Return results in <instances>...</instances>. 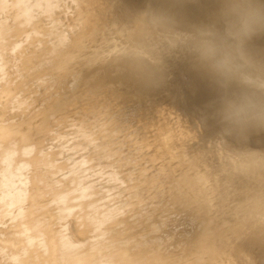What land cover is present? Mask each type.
I'll use <instances>...</instances> for the list:
<instances>
[{"label":"bare ground","instance_id":"6f19581e","mask_svg":"<svg viewBox=\"0 0 264 264\" xmlns=\"http://www.w3.org/2000/svg\"><path fill=\"white\" fill-rule=\"evenodd\" d=\"M255 2L254 0H243L239 3V5L235 4L236 6L233 8V11H231L233 13L232 17L240 19V17H242V14H243L246 21L243 22V24L239 23L240 26L236 28L235 30H232L234 34L235 32L237 33L240 32L241 34L242 31H250V29H252V31L255 30V25L251 23V21L248 20V18H251L250 16H253V14L257 12L261 7V5L255 4ZM150 5L152 7V3H150ZM183 5H184L183 1L181 0H170L164 3V8H165L164 11L165 12L172 11L173 13V10L175 9L177 10V14H178L179 10L183 8ZM124 9H125L124 6L119 3V0H0V168L3 167V169L11 176V179L13 178L12 180L14 181V183H16L15 186L17 185V188H19V191L16 192V194H12L13 196L12 195L10 196V198H13L12 202H9L10 200H7L8 202L6 203L5 201L7 197H5V195L0 194V202L3 201V203L4 202L6 203V204L4 203L3 205H0V207L2 206L4 208L2 209L1 207L0 209V264H244L243 256H245L246 254H249L251 250L259 248L261 249V251H264V183H263V186H261L260 184L261 187L248 188L247 190L248 192L245 194L243 198H237L236 194H234L233 196L230 195L232 194V192L230 190L228 191V189H225V191L223 192L224 195H221L217 198L216 196H213V193L209 194L208 196H205L206 194H204V192H201L202 184H199L200 181L197 180V178L195 179L187 178L185 176L190 182L188 183L190 190L187 192V195H181L179 197H174L172 199V202L165 204L163 207L152 206V205L146 206L148 208L145 207L143 209H141L142 208L141 207L137 209L136 212H134L132 215L126 218L122 217V215L118 218H115V217L109 218V217L100 216V215L92 216L91 218V215H88L89 213L85 211L84 208L86 206H84L85 201L83 200L86 199L85 194L89 192L91 188H93L94 181H88L87 183H83L79 181L80 180L79 176L80 174H82L83 171H87L90 168V166H94L93 164H95L98 158L102 156L101 155L102 152H100V147L104 146V144L108 142L106 141V139H108L107 134L109 131H108V128L106 127V124L104 123L105 118L107 117V116L104 117V114H105L104 111L107 108H104V109H101V107L99 108L98 106L101 105L99 101L102 100V102H104V101H107L108 98L109 99L118 98L119 94L121 93V88H124V87L126 89L133 88L132 80H134V78L136 77V74H134V72L129 67H127L126 62L128 58H130V54L132 53V51L139 47L142 48L144 44V37H143L144 34H142L144 32L141 33L142 30H139V29L133 31L132 36L130 34V36L127 39H123L122 41L123 47L117 46L114 41L109 42L107 34L113 22V19L111 18V16L118 17L121 14H125L126 16V11ZM128 11H130L131 14H134V9L133 11L128 9ZM142 11L140 12L142 14L140 16L141 19L144 15H146V12L143 15ZM262 11L263 10H261V12ZM140 13H137L138 16ZM131 14L127 16H130ZM149 14L150 16H152L151 13ZM197 14L192 16L193 13H188L186 17L195 19ZM150 16L147 17L146 15L145 17L150 18ZM134 18L133 20L135 19L139 20L138 19L139 17L135 19ZM161 19L162 18H160V22L162 21ZM259 19H262V17L261 18L259 17ZM130 20L134 24V21L132 20V16ZM142 20H144V18ZM178 20H181V19L172 17V20H167L170 23L169 27L173 28L174 24H172L173 25L172 26L171 23H174V21L177 22ZM198 20H196V23L193 20L195 25L198 24L196 25V27L200 26L199 23L201 21H202L201 23L204 24L203 23L204 20L201 19L199 23H198ZM167 21L164 20L166 24H169L167 23ZM193 21L191 20L190 23ZM219 21L224 22L223 24H221V22L219 23L221 27L225 24L226 26L225 25L224 26L227 27L228 25L227 28H229V24L225 23V20L222 19ZM252 21L255 24L258 23V21L257 22L255 20H252ZM147 22L146 24H149ZM153 22L154 21H152V23ZM160 22L159 24H162ZM188 22L189 20L185 21L184 24L186 23L185 25L187 26L191 25L190 23L188 24ZM204 22L208 24V22L206 21ZM215 22H214V26H215ZM232 22H234V25L237 23L235 20L234 21L232 20ZM262 22L264 21L262 20ZM124 23H127V20ZM155 23H156V20L154 24ZM165 23L162 24V26L166 25ZM178 23H180V21H178ZM211 23L213 24V21ZM135 24H137V22ZM135 24H134V27L136 26ZM154 24H153V27H156V25H158L156 24L154 26ZM260 24H261V21H260ZM185 25L184 27L188 29ZM259 25L258 27L261 26ZM121 26L122 24L120 25V27ZM162 26L160 28H162ZM224 26L222 28H224ZM147 27H149V25ZM184 27L182 26L181 28L183 29L181 30H184L185 35L184 34L181 35L183 33L182 31H181V34L179 33L180 28L178 27V25L176 26L177 29L179 28L178 30L175 27L173 29L168 28V26L165 28L170 29L171 31L168 30V32L170 33L176 32L177 34L178 32V34H180L181 36L177 35V38L180 37L181 39L183 36L185 37L186 35H188L189 34L188 32H191L192 30H194L192 28L191 31H187L186 29H184ZM217 27L215 26L216 31L217 29H219L221 32L222 28L221 27L217 28ZM235 27H233V29ZM143 28H145L144 25H143ZM227 28H224V30ZM174 29L177 31H173ZM231 29L232 27H230V31L229 29H227L229 33L231 32ZM258 29L256 27L255 33L258 32V35H263L264 34L263 27L260 28V29H263V30H260L263 33L262 32L259 33L260 31H257ZM224 30L222 29V32ZM130 31L132 32V28L131 30H129V32ZM144 31L146 30L144 29ZM159 31L160 30L158 31L156 30L157 33ZM185 31H187L186 32L187 34L185 33ZM160 32H164V31L162 30ZM205 33H207V31ZM158 34L156 35L157 37L153 38V40L158 38ZM163 34H164V38H162V36H159L158 38L159 40H161V42L157 41L158 44L160 43V45L162 43L165 44L164 42L166 41V39H168V36L165 39L167 33H163ZM202 34L200 33V36L202 37L205 36L204 33ZM227 34L223 35L222 39L225 38ZM191 35L192 33H190L186 37H189V36L191 37ZM220 35L222 34L220 33ZM256 35H254L255 38L257 39L259 38L261 40V38L258 35H257L258 37H256ZM240 36L241 35H237V36L234 35L233 37L229 34V37L226 43L224 42L221 45L227 44L228 40L231 41L234 38L236 40V37H238L237 39L239 41L242 40L240 41L241 44L244 43L245 40L247 41L251 39L253 40V42L255 40V39H252L254 36L251 34L249 36H253V37L249 38L248 36L249 39H245V40L242 36H241L242 39H239L241 38ZM152 37L151 38L149 37L150 40H152ZM192 37L193 39L191 38L190 39L191 41L192 40L194 41V36ZM216 37L217 35L215 36V39ZM146 38H147L146 39L147 46L151 47V45H148L149 43L148 36H146ZM206 38L207 37H205L204 41L202 40L204 43L206 40L207 41L209 40L208 38L207 39ZM176 39L172 41L175 42ZM190 39L188 40L190 41ZM169 40H167V42H169ZM213 40L214 38H212V41ZM218 41H220V36H219ZM239 41H237L236 46L237 44L239 45ZM255 41L257 42H254V43L260 42L258 40H255ZM152 42L150 44H152ZM157 42L156 41L155 43L153 42L154 46L152 48H156L154 50H157L161 47L159 45L160 47L158 48ZM170 42L166 43L167 44L166 46L170 44L168 47H171L170 49H172L173 47L172 51L174 52H176L177 49L179 50L180 48H182L183 47L182 45H184V48L186 49L184 48L180 49L181 51L184 49L181 52L183 54H184V51L186 53L187 48L189 47L188 45H190L191 43L189 42V44L187 43L184 44L182 41H180L179 44L182 47L180 46L179 48H177L176 45L178 46V43L175 45L174 42L172 43ZM208 42L206 43L209 44L210 42L209 43ZM216 42L214 43L217 46V48H219L220 44L218 42L219 45H217ZM263 42H264V38H262L261 43L263 44ZM196 43L198 44L199 42L197 41ZM254 43L252 44L250 42L249 44L251 46L252 45L258 46ZM163 44L162 46L166 47ZM172 44L175 46H173ZM207 44H206V47H207ZM260 44L258 46L259 49L256 48L257 49L256 52L254 51L255 49L253 51H250L251 46L246 44L245 48L247 49L246 51L244 50L245 53L248 52L247 55H250V54L252 55V53L253 55H261V58H262V55H264V48L260 49ZM247 45L250 49H248ZM210 46L212 47L211 44ZM224 46L226 49L227 46L226 45ZM239 46L242 47V45H239ZM262 46L264 45H261V47ZM150 47L148 48L151 49L152 52H154V50ZM163 47L161 48L163 49ZM206 47L205 49H203L201 45L202 50H200L201 48L199 47H198L199 49L198 48L197 49L200 50L201 53H203L205 52ZM208 47L207 49L210 48ZM233 47L229 46L228 49L233 48ZM140 48H139V51H140ZM217 48L214 47V48H211L209 52L208 51L205 52L206 56H208L206 57L207 61L209 60V62L213 64L214 61L217 60V65H215V63L213 64L215 65L214 68L215 67L221 68L224 65L223 63H225L226 68L225 66H223L224 67V68L222 67L223 70L229 69L227 66H230L232 68L233 64L234 65L238 64V62L235 63V61L232 59L237 58L238 60H241L240 58H238L240 54H238L236 51L238 48L236 49L234 47L236 49L235 50L236 55L230 54V56L235 55V58H232V56H231L232 59L227 58L228 57L227 55L233 49H230L231 51L228 50L229 53L226 52L227 54L223 53V56L224 54L226 55V59H223V60L228 61L229 59H231L232 61H234V63L231 61L222 62V60H220V58L222 57L221 53L225 49L221 47V49L223 48L224 50H220L219 52L216 50ZM160 49L156 51L157 54L152 53L151 50L150 51L148 50L152 54L146 55V56H151L153 54L154 55L159 54L157 58L160 61L162 59L163 64L164 63L166 65H168L169 63L170 65L171 63L174 64L175 61H173L172 59L174 53H172L171 51L169 55V53L166 52V48H164L165 51L163 52L161 51V52L163 54L164 52L165 54L168 53L167 55L168 59L172 57L171 62H169L167 59L165 61L163 59L165 54L164 55L161 54ZM197 49H195L196 51L193 50L192 53L195 52L196 54L197 52V54L200 55V52L198 53ZM213 49H215L213 51L216 53L215 56L218 55L217 52L221 54L220 58L218 57L219 55L216 56V58L215 56H213L214 53L213 52L211 53V50ZM190 50L191 48H189L188 51ZM238 50H241V48ZM140 52L141 54H145V53L147 54V52H144V51H140ZM179 52H177V54ZM188 53H190L189 54L190 58H192L191 56L195 55V54H192L191 52H188ZM207 53H210L211 55L213 54L212 57H214V59H207L211 57V55L210 54L207 55ZM245 53L244 55H246ZM197 54L193 56L194 60L197 58L201 60L200 57H202L204 60L205 58L203 56L205 55L204 53L201 54L200 57H198ZM242 54H241V58L244 57V55ZM154 55L153 57L151 56L152 59L149 57L150 59L149 62H151L152 60V63H151L152 66L155 64V61L156 62L158 61V60H155V61L153 60L156 58V56ZM142 56H145V55H142ZM169 56L171 57L169 58ZM174 56H176V54H174ZM178 56H176L177 59H178ZM176 57H174V59ZM247 58L248 59L252 58V56L247 57ZM180 59L181 61L183 60L184 62V60L186 61L187 58L184 59V57H181ZM193 59L191 60L193 61ZM243 59L245 60V58ZM254 59L255 57L252 58V60ZM257 59L259 60V58H256L255 61H257ZM163 60L165 62H163ZM191 60L189 59V61ZM210 60H214V61H210ZM192 61H191V64H192ZM166 62L167 63L169 62V63L167 64ZM205 62L204 63L202 62V63L205 64ZM209 62H206V63L210 64ZM219 62L220 64L218 66ZM239 62L243 65H240L239 63L238 64L239 66L237 65L238 66L237 69L233 68L234 70H232L233 72L235 71L236 74L235 73L233 74L232 71H231L232 75L228 74L229 72H227L228 75H231V78L225 72H224L225 75H223V72L219 74V76L227 75V77H229L228 78L229 80L226 77H224L226 78L225 80L227 82L223 81L224 78L223 79L222 77L219 78V76L216 75L220 72L219 71L217 73L218 70H221L220 68L214 69L213 66H211L212 64H210V69H209L207 65L208 70L205 72L210 75L213 71L215 72L217 70L214 73L216 76L215 78H213L214 76H212V79L208 78L207 80L203 81V83L200 84V85H204L203 87H200L201 91H199V89H196L200 85L197 87L193 85L194 83H192V78H191L192 77L191 74H193V72L190 71L191 74L187 75L186 77L188 78V76L190 77L191 75L190 77L191 82H187V81L185 82L189 85V87L191 85L196 90L192 89V87L191 89L187 87L189 88L187 89L188 90L187 93H189L188 98L199 95L198 99L203 101V104L202 103L201 104L206 105L205 103L208 101L207 98L208 97L210 98L215 95L216 97L219 96L220 98L218 99L217 97V99L220 100V99L227 98L229 95L231 97L235 96L237 95L236 93H238V95L246 96V99L244 100L245 102L248 101V97L250 96L251 97H257V96L262 97V95H264V78L262 77L261 74H264V60H262V63L260 64L261 67L258 65L261 61L260 62L258 61V63L256 64L257 66H259L258 68H260V70L259 69L258 70L261 71L260 73L258 71L259 74L255 72L257 70L256 67H254L256 70L250 69L254 71V74L256 73V75H258L259 78L262 77L263 79L258 80V81H253L254 80L253 79V80H248L245 82H243L244 80L243 79L242 83L239 82L241 81L239 80V78H242V75L250 71L249 69H247L248 71L244 72L245 69L249 68L251 65L246 63V65L248 66L250 65V66L245 67L244 66L245 61L244 63L241 61ZM252 62L249 60V63H252ZM157 63L158 64L154 66L158 67L159 63L161 62H157ZM226 63H230V65ZM163 64L159 66H161V68L165 67L164 71L166 68L167 69L171 68L169 65H168L169 67L168 66L166 67ZM193 64H195V62H193ZM188 65H190V62ZM190 66L193 68V65H190ZM241 66H242V70L243 68H245L243 71L240 69ZM194 68L196 70L200 69L199 67L197 68L194 67ZM212 68L214 70L209 71ZM154 69L155 68H153L152 70ZM156 69L158 71L160 70L159 68H156ZM185 69H186V71L184 72L185 74L183 72H180L181 80L182 78L185 79L184 76L186 75V72H188L187 66L185 67ZM205 69L206 68L204 66L203 71ZM161 71L163 73H167V72H164L163 70ZM199 71L197 70V72ZM162 72H158V73L160 74ZM240 72H244V74L241 73L240 75ZM201 73L202 75H205L203 74L204 72H202V70H201ZM252 73L253 72H251V74ZM197 74H194V76L196 75L197 77ZM182 75L184 76L182 77ZM236 75H237V78H234L236 77ZM245 75H248V73H246ZM199 76L200 78H204V77H201V75ZM159 77L161 78V76ZM196 77H195V80H193V82L196 81ZM184 79L182 82H184ZM222 81L225 83H222ZM185 82L183 84H185ZM198 83H195V84H198ZM205 83H208V84H205ZM187 84H185V86H187ZM185 86H184V92H186ZM166 94H168V92ZM182 94L183 93H181L180 95L182 96ZM168 97H170V95H168ZM241 98L242 97H240V100H243ZM262 99H264V96ZM134 100L136 104L139 101H141V98L138 97L137 100L136 99ZM162 100L164 101V97L163 99H161V101L158 100V102L162 103ZM96 101H98L99 103L95 106L94 105L92 106V103ZM176 101L177 100H175V102ZM187 102L190 103L189 100ZM193 102H191V107L192 109H195L194 112H196L195 105L197 104L195 103L196 101L193 100ZM159 103H157V107L155 105L154 107L155 109L161 107V106L158 107ZM192 104L194 106H192ZM103 105L104 104H102V107ZM107 105H108V101H107ZM185 105H187L186 102H185ZM207 106H203L204 111H206L205 107L207 108ZM170 107L172 108V106ZM162 109L163 108H161L160 112L165 110V109L163 110ZM187 109H188V106L186 110ZM186 110H183V111H186ZM199 110L200 109H198L197 115H199ZM256 110H258L259 112L264 111V102L259 103V104L257 103ZM166 111L168 112V110ZM170 112H168V114ZM176 112L179 114V111L176 110ZM177 113L175 115H177ZM203 113L204 115L206 113L207 115L206 120H207V117H208L207 112H203ZM186 114L187 115L183 114L182 112V115H184L186 119L194 118L193 116L194 114H190V111H188V113ZM188 114H190L189 118L186 117L188 116ZM180 115H177V116H180ZM170 116H172V114H170ZM209 116H213V115H209ZM214 117L216 116L214 115ZM214 117L213 118L211 117V120L214 119ZM179 118H181V116ZM185 118L184 120L186 121ZM195 118H196V114H195ZM203 118L205 119V117ZM178 119L176 121H178ZM223 119L224 117H222V119L217 120V121H223ZM197 121L199 122V120ZM197 121L195 122L198 123ZM207 121H210V119ZM211 122L212 124H216L215 123L216 121H211ZM188 123H191V122L188 121ZM196 123H194V125H196ZM192 124L193 123H191V125ZM198 124L200 125V123ZM224 125L222 126L225 128L226 126ZM174 126L176 125L174 124ZM230 126L232 127L231 124ZM196 128H192V129H195L198 131L201 128V131L199 130L200 133L197 132V136L198 134H203V133L205 134L204 132L205 130L203 129L204 131H202V127L198 129ZM238 128L239 129L237 130L234 129L235 131H231L229 130L227 126L225 128L227 130L226 134L228 133L231 136V133L233 134V132H235L234 134L240 133V135H237V136H242L241 133L243 132L245 133L246 127L243 126L240 128L238 125ZM225 129L221 131H225ZM181 130L182 128L179 131V133H181L179 134V137H181V135L185 133L186 135H183V136L186 137L188 130H186V132L184 131V133L181 132ZM190 131L192 130L190 129ZM191 133L188 132V134L192 136ZM204 134L203 136L199 135L200 136L199 139L202 140L201 137H203L204 139ZM220 134H223V132H221ZM226 134L224 133V135H221L220 137L222 136L224 137L226 136ZM47 135H53V136L55 135V137L52 136V140L49 141L47 138ZM166 135L168 134L166 133ZM216 135L218 136V134ZM216 135H213V138H216ZM249 136H252V135H249ZM249 136L247 137L249 138ZM253 136L255 137V133ZM258 136L261 137L260 134ZM263 136L264 135H262V137ZM192 137L193 138L189 137L188 139H194V136ZM198 137H196L194 140L198 139ZM223 137L222 139L225 138ZM259 137H258L257 143H254L255 144L254 148H257V147L259 148V144H260V147L262 146L261 150H264L263 148L264 145H262V143L259 142L260 140L264 142V137L263 139H260V140H259ZM207 138L208 137H206L205 141H207ZM218 138L219 136L217 137L216 141H220V139ZM228 138L231 139V137H228ZM240 139L238 140L240 141ZM253 139L255 141L257 138L256 139L253 138ZM177 140L178 139H176V141ZM201 140H199V142H201ZM225 140L226 142L228 141L229 143L228 139H225ZM233 140H235V138ZM209 141H213V140L209 138ZM188 142H190V140ZM199 142H197L196 144H198ZM226 142L224 143L225 146H227ZM234 142H237V141H234ZM208 143H210L208 148L214 149L216 147V144L213 147L212 144L214 143H211V142H208ZM191 144L193 148V142H191ZM204 144L205 143H203V145ZM250 144H253V143H250ZM186 145H188V143ZM248 145H249V142H248ZM188 146L190 147V143ZM219 146H222V145H219ZM225 146L223 148H225ZM236 146H233L234 148L233 151H237V149L235 148H237L238 146L237 147ZM250 146H253V145H249L246 148L248 147L250 148ZM186 147L184 148L186 149ZM195 147H199V146L196 145ZM199 148L198 150L200 151ZM231 148L232 146L230 147V149ZM238 148H241V147H238ZM249 148L248 150L251 151L252 147L251 149ZM258 148H257V151L259 153L260 148L259 150ZM213 149H209V150H213ZM21 150L22 151L25 150V153H23ZM194 150L196 151L197 149L195 148ZM245 150L242 151L244 155L248 152L247 149ZM252 150L253 152L249 151L250 153H247V154L254 153V150L256 149H252ZM220 151L221 150L219 148V152ZM223 151L224 149L222 150V153H225V152L228 153V151H224V152ZM257 151H256V154L258 156L261 153H262V156L264 155L263 154L264 151L263 152L261 151V153L259 154L257 153ZM219 152L218 154H220ZM231 152L232 151H230V153ZM238 153L239 154L237 158L241 156L240 152ZM199 154H202V153L200 152ZM214 154H217V153L213 151V155ZM231 155L229 156L232 157L234 154L232 156ZM236 155L237 154H235L234 156ZM244 155L241 156V159L242 157L246 158V156L244 157ZM77 156L78 158H76ZM112 157H113V161L102 166L103 168H101L100 170H96L95 172L96 175L100 176V174L106 170L107 172L111 171L110 169L116 170L115 167H116V164H118V162H117V159L114 160L115 154H110L109 157L106 159L109 161ZM222 157L223 156L221 155L220 159ZM259 157H261V155ZM256 158L253 157L251 159L254 160ZM233 159H235L237 164L239 163V161H242L240 158H239V161H237L235 157L232 158L231 160L233 161ZM67 160H71L72 164L71 165L67 164ZM221 160L225 161L223 160V158ZM244 160L247 164L248 162L251 163V161H246V159ZM115 161L117 163L114 164ZM232 161L230 162L232 163ZM253 162L251 165L254 166ZM255 163H257V161H255ZM73 164H75L73 166V169L67 172V170ZM260 165L261 164H259V166ZM253 166H251V168H254ZM260 168L262 167L260 166ZM260 172L262 173L263 171H260ZM64 173L71 174L68 180L62 179V176L64 175ZM1 176H0V180H2L3 178V177L1 178ZM255 178L258 179L257 177ZM12 180L9 181V183H12ZM58 182H60V184H58ZM0 183L2 184V181ZM71 183L75 184V186H71ZM6 185H8V183ZM3 186H5L4 182H3ZM8 186L10 187V185ZM65 186H71L72 188L70 189L73 192L71 191V193H69L66 196L64 195V197H60V196L58 198L54 196L51 197V195L55 193L56 190H58L59 188H64ZM1 187L2 185H0V188ZM6 188L7 187L5 186V188H3L2 190ZM14 190H17V189H14ZM9 192H11V190H9ZM43 195H46V196L43 197ZM65 198L72 199V201H70L67 204V202L65 203L64 201ZM77 198L78 199L83 198V199H80L79 201ZM80 202L82 203V206L79 205ZM149 209H152L151 210L152 212L150 211L147 212ZM13 211H16V212L14 213ZM14 217L15 219H13ZM17 218H18L17 224L21 223V221L25 223V220L29 222L27 226L28 229L27 228L25 229V224L23 223L24 224V225L22 224L24 226L23 228L22 227L15 228V226L13 225L14 226V229H12L13 232L9 231V228H7V225H6L7 221L12 219V222H13ZM10 221H9V224H10ZM56 221H58V225L61 226V228H59L58 230H56V228L54 227V223ZM81 224L82 225L84 224L83 228L81 227L82 226ZM261 256L258 258L261 259L263 257ZM257 261L258 260H256V264H259L260 261L259 263H257Z\"/></svg>","mask_w":264,"mask_h":264},{"label":"rangeland","instance_id":"374dc122","mask_svg":"<svg viewBox=\"0 0 264 264\" xmlns=\"http://www.w3.org/2000/svg\"><path fill=\"white\" fill-rule=\"evenodd\" d=\"M168 1H170V0H119V3L122 4L124 6V8H125L124 10L126 11V16H125V14H121L120 15L121 17L120 16H118V17L111 16V18L113 19V22H112V24H111V26L109 28V32L107 34L108 35L107 37H108L109 42L114 41L117 46L123 47V44H122L123 39H127L130 36V34L132 36L133 35V31L139 29V30H142L141 33L144 32V33H142V34H144L143 35V37H144V44H143V47L141 46L142 48H140V47L139 48H140V51L147 52V54L146 53L145 54H141V52L139 51V48H136L135 49L136 51L135 50L132 51V53L130 54V58H128V60L126 62L127 67H129L134 72V74H136V77L134 78V80H132V84H133V88L132 89H126L125 87L124 88H121V93L119 94V97L118 98H116V99H113V98H110L109 99L108 98V100H107L108 101V105H107V101H104V102H102V100L99 101L101 103V105L98 106L99 108L100 107H101V109L107 108L104 111V113H105L104 114V117L107 116L105 118L104 123L106 124V127L108 128V131H109L108 134H107L109 140L106 139V141H108V142L106 144H104L105 147L104 146L100 147V152H102L101 153V155H102L101 157L102 158L101 157H100L101 159L98 158L97 162L95 164H93L94 166H90V168L87 171H83L82 174H80V176H79L80 177V180L79 181H81L83 183H87L88 181H94L93 182V185H94L93 188H91V190L85 194V198L86 199L83 200V201H85V203H84L85 205L84 206H86L84 209H85V211H87V213H89L88 215H91V218H92V216H99V215L100 216H106V217H109V218H111V217L118 218V217H120L122 215V217L126 218V217L132 215L134 212H136L137 209H139L141 207H142L141 209L145 208L146 206H151V205L152 206H160V207H163L165 204H168V203L172 202V199L174 197H179L181 195H187V192L190 190V187L188 185V183H190V182L188 181L187 178H194V179L197 178V180L200 181L199 184H202L203 185V186L201 185V189H202L201 192H204V194H206L205 196H208L209 194H212L213 193V196H216L217 198L219 196H221V195H224L223 192L225 191V189H228V191L230 190L232 192V194H230V195L233 196L234 194H236V197L237 198H243L245 196V194L248 192L247 191L248 188H251V187H261V186H263V183H264V181H263L264 180V165H263L264 164V158L263 157H264V155L262 156L261 151L263 152L264 150H261L262 149L261 148L262 146L260 147L259 142L262 143V145H264V142H262L260 140V139H263V137H264V136L262 137V135H264V121H263V119H264V111H260L259 112L258 110H256V105H257V103L259 104V103L264 102V99H262L264 95H262V97H260V96H257V97H251L250 96V97H248L247 96L248 97V101H246L247 103L244 101L246 99V96L243 95L245 97L244 98L242 95H238V93H236L237 95H235V96H232L231 97L229 95L227 98L220 99V100H218L220 97L217 96L218 97V99H217V97L215 95V96H212L210 98L208 97L207 98L208 101L205 103L206 105H202L203 104V101L200 100V99H198V96L199 95L198 96H195V97H191V98L189 97L188 98V94L189 93H187L188 92L187 89H189V88L191 89V87H192V89H194V90L199 89V91H201L200 90V87H203L204 85H200V84L203 83V81L207 80L208 78L212 79V76H214L213 78H215L216 75L219 76V74L222 73V72H223V75H225V73L227 74V72H229L228 74H231L233 72L232 70H234L233 68H236L237 69V67L239 66L238 65L240 63L239 61H241L243 63L245 61V65H244L245 67H249L251 65L249 68H246V69L243 68V70L245 69L244 72L248 71L247 69L254 70L255 69L254 67H256L257 70L255 69L256 70L255 72L258 73V71L260 70V68H258V67L259 66L261 67L260 64L262 63V60H264V59H262V58H264V55H262V58H261V55H253V53H252V55L251 54L250 55H247L248 52L245 53V51L247 49L245 47H246V44H248L249 46H251L249 44L250 42L252 44L254 42H257L255 40L260 41L258 43H254V44H256V45L259 46V44L262 42V38H264V36H263L264 34L263 35H258V32L255 33L256 32L255 31L256 30V27H257V29L259 28L257 31H260V30H263L264 29V22H262V20L264 21V15H263L264 14V6H263L264 5V0H262V2H261V0H256V2L254 0L255 4L261 5V7H260V9L257 12H255L253 14V16H250L251 18H248V20L251 21V23H253L255 25V30L252 31V29H250V31H242L241 34H240V32H238V33L235 32V34H234V32L232 30H235L236 28H238L240 26V24H243V22L246 21L245 20V17H244L243 14H242V17H240L241 20L239 18L232 17V14L233 13L231 11H233V8L236 5H239V3L241 1H243V0H181V1H183V4L184 5H183V8L181 10H179V13L178 14H177V10H175V9L173 10V13H172V11H168V12H165L164 11V9H165L164 8V3L168 2ZM210 2H211V4H210ZM150 3H152V7H151ZM207 8H208V10H207ZM128 9L129 10H132V11L134 9V14H131L130 11H128ZM261 10H263V11L261 12ZM141 11H142L143 15L146 12L147 17H149L150 16L149 13H151L152 14V16H150L151 19L150 18H146L145 17L146 15H144L142 17V19L144 18V20H142L140 18V16L142 15L140 13ZM135 12H136V14H135ZM197 12H198V14H197ZM216 12H218V13H216ZM220 12H221V14H220ZM128 13L131 14V15L130 16H127V15H129ZM137 13H140L139 16H138ZM154 13H155V15H154ZM188 13H193L192 16H194V15L197 14V16H196L195 19L187 18L186 15ZM159 14H161V15H159ZM123 15H124V17H123ZM257 15H258V17H257ZM131 16H132V20H133L134 17L135 18L139 17L138 18L139 20H137L135 18H134L135 20H133L134 21V24L137 22V24H135L137 26V27L135 26L136 28L134 27L133 22L130 20L131 19ZM200 16H201V18H200ZM159 17L162 18L161 20L163 22L162 21L160 22V18ZM172 17L173 18H177V19H181V20H178V21H180V23L182 25L180 23H178V21L177 22L174 21V23H171V25L174 24V26L172 25L173 28L174 27L176 28V26L178 25V27L180 28V32L179 33L181 34V31L183 32L181 35L184 34V30H181V29H183L181 27L182 26L184 27V25L187 23L186 22L184 24V22L187 21V20H189L188 24L190 23L191 20L192 21L194 20L195 23H196V20H198V18H199L198 23L202 19V20L208 22V24L205 23L204 21H203L204 24H202L201 23L202 21H201L199 23L200 26L196 27V25H198V24L195 25L194 24V21H193V22L190 23L191 25L193 23L192 26L191 25H189V26L185 25L188 29L191 27L189 30L184 27V29H186L187 31H191L192 28L195 31L192 30L193 32L192 31L191 32H188L189 34L192 33L191 37L190 36L189 37H186V36L189 35L188 34V35L185 36L186 38L183 36L181 38L183 40H181L180 37L177 38V35H180V34H178V32H177V34H176V32H173V33L171 32L172 35H171L170 32H168V30L173 29L172 27L171 28L169 27L170 26V23L167 21V20H172ZM259 17L260 18L262 17V19H259ZM253 18H255V19H253ZM163 19L165 21H167V23H169V24H166ZM222 19L225 20V23H228L229 24V28H227L228 25H227V27H225L226 26L225 24H224L225 26L223 25L224 28H227L230 31V27H232L230 33L228 32L227 29L224 30V28H222L223 26L221 27V25H219V23L221 22L219 20H222ZM126 20H127V23H124ZM145 20H146V22L148 21L147 23H149V24H146ZM151 20L154 21V22L156 20V23L155 24H154V22L152 23ZM157 20L160 23H162V24L165 23L166 25H163L162 26V24H159V22ZM226 20H228V21H226ZM232 20L233 21L235 20L238 24L239 23L240 24L238 25L236 23L234 25V22H232ZM252 20H255L256 22L258 21V23L255 24ZM212 21H213V24L211 23ZM260 21H261V24H260ZM214 22H215V26L217 27L219 25L217 28L221 27L225 31V33H224V31L222 32V29H221V32H220L219 29H217V31H216V28L214 26ZM130 23H131V25H130ZM223 23L224 22L222 21L221 24H223ZM119 24L120 25L122 24V26L120 27ZM126 24H128V25H126ZM153 24H154V26L156 24H158V25H156V27H153ZM257 24L258 25L260 24L261 26L259 25L260 27H258ZM143 25H144L145 28H143ZM148 25H149V27H147ZM211 25H213V26H211ZM236 25H238V26H236ZM161 26H162V28H160ZM167 26L170 29L165 28ZM233 27H235V28L233 29ZM261 27H263V29H260ZM131 28H132V32L131 31L129 32V30H131ZM140 28H142V29H140ZM207 28H209V29H207ZM144 29L146 31H144ZM253 29H254V27H253ZM153 30H154V32H153ZM156 30L157 31L158 30H160V31L163 30L164 32H160L159 31L161 33L160 34L158 32L160 34L159 35L156 32ZM177 30L174 29L173 31H177ZM187 31H185V33ZM206 31L210 35L207 34V33H205ZM145 32H146V34H145ZM152 32L155 33V34L157 33L158 34V38H159V36H162V38H164V34L163 33H167V35L165 34L166 35L165 39L167 38V36H168V39H166L165 42L162 41V42L165 43V44L162 43L164 46H166L167 45L166 43H169L170 41H171L170 43L174 42L172 40H174L176 38H177L175 40L176 43L174 42V44L176 45L178 43V46L176 45L177 48H179L181 46L179 44L180 41H182L184 44L185 43L189 44V42H191V43H190V45H188L189 47L187 48L186 53H185V51H184V54L181 53L184 49H186V48H184V45H182L183 47L181 46L182 48H184L182 51L180 50L182 48L179 49L180 52L176 48L177 50H176V52H174V51H172L173 50V47H172V49H170L171 47H168L170 44H168V46H166V47H163L162 44L160 45V43L158 44V42H157V41H160L161 42V40H159L158 38H156L157 40L156 39L153 40V38L157 37L156 36L157 34L155 35ZM219 32L222 35H220ZM226 32L229 33L233 37H234V35L235 36L241 35L244 38V40L245 39H249L250 37L252 38L254 35L257 34L261 38V40L259 38L258 39L255 38V36H254L252 38V39H255L254 42H253V40L250 39V40H247L248 43L245 40L244 43L241 44L240 41H242V40L239 41L237 39L238 37H236V40H235V38L232 39V37H231L232 40L229 38L231 41L228 40L227 44H224V45L227 46L226 49H225V46L224 45H221V44H223L224 42L226 43V41H227V39L229 37V34H227ZM261 32L262 31H260L259 33H261ZM169 33H170V35H169ZM196 33L198 34L199 37L197 36ZM200 33L201 34L204 33L205 36H203V37L200 36ZM231 33L234 34V35H232ZM249 33L251 35H253V36H249L250 35ZM173 34H174V36H173ZM225 34H227L226 35L227 38L225 37L226 39L225 38L222 39V36L225 35ZM145 35L148 36V42H149L148 45H151V47L150 46H147V42H146V39L147 38H146ZM211 35L214 36V37H212ZM216 35H217V37H216L217 40L215 39V36ZM257 35H256V37H258ZM192 36H194V41L195 42L193 40L191 41V39H193ZM219 36H220V41L221 42L218 41L219 40ZM248 36H249V38H248ZM149 37L150 38L152 37V40H153L154 43H155V41L157 42L158 48L160 46L163 47V49L161 47H160L161 49L159 48L160 49V52L161 51L162 52L165 51L164 48H166V52H168L169 55H170V52L172 51V53L176 54V56H178V55L180 56V57L178 56V59H177L176 56H174V54H173V58L171 57L172 54H171V56H169V58L171 57L173 59V61H175L174 64L171 63V65H172L171 66L169 62H171L172 59L171 58L168 59V57H167L168 53L165 54V52H164V54L166 55L165 56L161 52V54L164 55V58L163 59L165 61H166V59L169 61L168 62L169 64L167 62L166 63L171 68H168V69L166 68L165 71H164V68L165 67L164 68L163 67L161 68V66H159V65L163 64L162 63V59L160 61L157 58V56L159 54L158 55H154L153 54L154 56H156V58L153 59V60L154 61L155 60H158L157 62H161V63H159L158 67L157 66H154V65H157L158 64L156 61H155V64L153 62V64H154L153 66L154 67L151 64L152 63V60H151V62H149V60H150L149 57L152 59L153 55H151L152 57L151 56H146V55H150L152 53L157 54L156 51L159 50V49L154 50L156 48H152L154 46V44H153L152 40H150ZM196 37H198V38H196ZM205 37H207L209 39L208 41L210 43L207 40L205 41V43L206 42L209 43V44L206 43L207 44V47L208 46L210 47V48L208 47L209 49H207L206 44L203 42L204 39H205ZM242 37L239 38V39H242ZM187 38L188 39L191 38L190 41ZM195 38H196V40H195ZM200 38H201V40H200ZM212 38H214L213 41H212ZM165 39H163V40H165ZM169 39H171V40H169ZM178 39H180V40H178ZM224 39H225V41H224ZM167 40H169V42H167ZM197 41L199 42L198 44L196 43ZM237 41H239V45H242V47L239 46L238 44L236 46ZM151 42H152L153 45L150 44ZM214 42H216L217 45L220 44L219 45L220 47L218 46L219 48H217V46L215 45ZM218 42H219V44H218ZM193 44H195L196 47ZM210 44L212 45V47L210 46ZM175 45H173V46H175ZM201 45H202V48L203 49H205V47H206L205 52H207V51L209 52V50L211 48H214V47L217 48L216 50L219 51V52H220V50H224L225 49L221 53L222 54V57H221V54L216 51L218 53V55H219V56L218 55H216V56H218L219 58L221 57L220 60H222V62H225L226 61V60H223V59H226V55L224 54V56H225L224 57L223 56V53H226V52L229 53L228 50L233 49L234 52H233V50L232 51L230 50L231 52L227 55L228 56L227 58H231V56H232V58H235V55H236L235 50L237 48L238 49L241 48L242 51L241 50H238V49L236 50L237 53L240 54V56H238V58H240L241 60H238L236 58L238 60L237 61L236 59H232L231 58L232 60L235 61V63L238 62V64H237L238 66L236 64H235L236 65L235 66L233 64L234 61H232L231 59H229V60L227 59L228 61L233 62L232 64H233L234 67L231 64L232 68L230 66H227L229 69H224L223 70V68H224L223 66H225V63H223L224 64L223 66L220 65L223 68L222 67L221 68L218 67V68H220L223 71H221V70H218L217 71L216 70L217 73L219 71L220 72L215 75L214 73L216 71L215 72L213 71L212 72L213 74L210 72L211 74L209 75L205 71H207L208 68L210 69V64H212V63H210L209 60L208 61L206 60V57H208V56H206V53L203 52L204 50L202 51L205 54V55H203L205 57L204 60H203L202 57H200L201 54H203L200 51V50H202ZM248 45H247V47H248ZM261 45H264V42H263V44L262 43L260 44V49L264 48V46L261 47ZM229 46L230 47H233V48L228 49ZM258 46H253L252 45L251 46V49L252 50L249 47H248V49H250V51H253L255 49L254 51L256 52L257 49H259ZM148 47L152 48L154 50V52H152V50L149 49ZM198 47L201 48V49L198 50L199 49ZM221 47H223L224 49L223 48L221 49ZM189 48H191L190 51H188ZM195 49L198 50V53L200 52V55H198L197 52H196V54L198 55V57L201 58V60L199 58H197L195 60L193 59L194 58L193 56H195L196 54H195V52L192 53V51L193 50L196 51ZM148 50L149 51L151 50L152 53L149 52ZM214 50L215 49L211 50V53ZM238 51H240V52H238ZM177 52H179V53L177 54ZM188 52H191L192 54H195V55L191 56L192 58H190V56H189L190 53H188ZM213 53H214V55L213 54L212 55L215 56L216 53L215 52H213ZM244 53L246 55H244ZM209 54L210 53H207V55H209ZM230 54H235V55L234 56L233 55L230 56ZM241 54L244 55V57L241 58ZM142 55H145L146 58H145V56H142ZM212 55H211L210 58H207V59H214V57H212ZM216 56H215V58H216ZM250 56H252V58L255 57V59L256 58H259V60L257 59V61H255V59L252 60V58H249L248 59L247 57H250ZM258 56H260V57H258ZM174 57H176V58L174 59ZM181 57H184V59L187 58L186 61L185 60H184V62H183V60L181 61V59H180ZM134 58H135V60H134ZM243 58H245V60ZM189 59L190 60L193 59V61L191 60L192 61V64H191V61H189ZM198 59L200 60L201 63L199 62ZM140 60H142V61H140ZM146 60H148V61H146ZM164 60H163V62H165ZM197 60H198V62H197ZM220 60H218V61H220ZM249 60L251 62L253 61L254 63L253 62H252L253 64L252 63H249ZM205 61L206 62H209L210 64H207ZM210 61H214V60H210ZM228 61H226V62H228ZM258 61L259 62L261 61L258 64L259 66L256 65L258 63ZM189 62H190V65H193V68L190 65H188ZM193 62H195V64H193ZM202 62L203 63L205 62L206 65L203 64ZM214 63H215V65H217V60L214 61ZM246 63H248L250 65L249 66L246 65ZM199 64H200V66H199ZM213 64L211 66H213V68H214L215 65H213ZM219 64H220V62L218 63V66H219ZM226 64H229L230 65V63H226ZM163 65L166 66V67L168 66L165 63ZM185 65L187 66L188 72H186V75L185 76L182 75V77L184 76L185 79L182 78V80H181V78H180L181 77L180 76L181 75L180 72H183L184 73L186 71V69H185L186 66ZM207 65H208V68H207ZM240 65H243V64L240 63ZM204 66H205L206 69L203 71ZM194 67H196V68L199 67L202 70V72H204L203 74H205V75H202L200 69H197L198 71L200 70L199 72H197V70ZM153 68H155V69L152 70ZM156 68H159V69L161 68V69L158 71ZM213 68L211 70H209V71L214 70L216 67L214 69ZM218 68H216V69H218ZM225 68H226V66H225ZM240 69L242 70V66H241ZM161 70H163L164 72H167V73H163ZM252 70L246 72V73H248L249 76L248 75H245L246 73L244 74V72H240V75H241V73H243L244 75H242V78H239V80H241V81H239L238 79L237 80L240 83H242V80L243 79H244L243 82H245V81L253 80V79H254L253 81H258V80H261V79L264 78V74H261L263 78L260 75L259 76L261 78H259L258 75H256V73L254 74V71H252ZM190 71L193 72V74H191ZM158 72H162L163 75H162V73L159 74ZM196 72L199 73V74H197ZM251 72H253V73L251 74ZM260 72L261 71H259V73ZM234 73L236 74L235 71L233 72V74ZM189 74L192 75V77H191V75H190V77L192 78V83H194L193 85L196 86V87L200 85L198 88L195 89L191 85L189 87V85L185 82V81L191 82V78L189 76H188V78L186 77ZM194 74H197V77L198 78L196 77V75L194 76ZM199 75H201V77H204V78H200ZM223 75H220L219 78H221V77H222V79L224 77H226L227 79L229 78V77H227V75L226 76H223ZM231 75H228V76H230V78H231ZM159 76H161V78ZM195 77H196V81L193 82V80H195ZM238 77H240V76H238ZM226 78H224L223 81L227 82L225 80ZM234 78H237V75ZM183 79H184L185 84H187V86H185V84H183L184 83V82H182ZM188 79H189V81H188ZM223 81H222V83H225ZM207 82H209V81H207ZM195 83H198V84H195ZM205 84H208V83H205ZM183 85L185 86L186 92H184V86ZM187 87H189V88H187ZM182 90H183V92H182ZM191 91H193V90H191ZM167 92H168V94H166ZM181 93H183L182 96L180 95ZM168 95H170V97H168ZM138 97L141 98V101H139L138 103L135 104V100L134 99L137 100ZM163 97H164V101L162 100V103H159L158 100L161 101V99H163ZM165 97H166V99H165ZM240 97H242L241 99H243V100H240ZM173 98H175V99H173ZM191 99H192V101H191ZM209 99H210V101H209ZM175 100H177V101L175 102ZM188 100H189V102L190 101L193 102V100L196 101L195 102L197 104V105H195L196 112H194L195 109H192L191 102L190 103L187 102ZM99 102L96 101V102L92 103V106L93 105L94 106L97 105ZM185 102H186L187 105H185ZM157 103H159L158 107L159 106H161V107L155 109L154 107H155V105L157 107ZM175 103H176V105H175ZM102 104H104L103 107H102ZM207 104H208V106H207ZM246 104H248V105H246ZM170 106H172V108ZM180 106H181V108H180ZM187 106H188V109L187 110L190 111V114H194L193 115L194 118H195V114H196V118H195L196 120L194 118H189V115L190 114H188V116H186L189 119H186L185 116L182 115V112H183V114L187 115L186 114V113H188V111L186 110ZM192 106H194V105L192 104ZM200 106L202 107V109H201ZM203 106H207V108L205 107V110L206 111L203 110ZM246 106H248V107H246ZM195 107H193V108H195ZM197 107H198V109H200L199 110V115L200 116L197 115V113H198ZM161 108L165 109V110L162 109L163 110L162 112L165 111L164 113L160 112L161 111ZM166 110H168V112H170V111L171 112L168 114V112ZM176 110L179 111V114L176 112ZM183 110H186V111H183ZM202 111L203 112H207V114H208L207 120L210 119V121H207L206 120V116L207 115H206V113L204 115V113ZM236 111H237V113H236ZM173 113H174V115H173ZM176 113H177V115H180L181 114L180 115L181 118H179L180 116L175 115ZM201 113H202V115H201ZM166 114H168V115H166ZM170 114H172V116H170ZM209 115H213V116H209ZM214 115L216 117H214ZM183 116L186 119V121L184 120ZM199 117H201L202 120ZM203 117H205V119ZM211 117L212 118L214 117V119H216V120H214V119L211 120ZM222 117H224V119H223L224 123H223V121H217V120L222 119ZM225 118H226V120H225ZM177 119H178V121H176ZM193 119H194V121H193ZM197 120H199V122ZM188 121L191 122V123H193V124L191 125V123H188ZM195 121H197L198 123H200V125L198 123H196ZM211 121H216L215 122L216 124H212ZM225 121H226V123H225ZM240 121H241V123H240ZM179 122H181V123H179ZM169 123H171V124H169ZM185 123H186V125H185ZM194 123H196V125H194ZM174 124L176 126H174ZM224 124H226V125H224ZM230 124L232 125L233 129L230 126ZM241 124H243V125H241ZM258 124H260V125H258ZM201 125H203V126H201ZM222 125H224L226 127L228 126L229 130H231V131H235L234 129H236V130L239 129L238 128V125H239L240 128L243 127V126H245L246 127L245 133L248 134V135H246L243 132V133H241L242 136H237V135H240V133L234 134L235 132H233V134L231 133V136H230V134H228V133L226 134V132H227V130L225 129L226 127L224 128ZM178 127L180 129L182 128L181 132H183V133H184V131L186 132V130H188V132H190V133L194 130L196 133L194 131L193 132L195 134L193 132L191 133L192 136H194V139L196 137H198L199 135L200 136H203V134H204L203 132H201L203 134H198V136H197V132L200 133V131H201V128L200 127H202V131L205 130L204 131L205 132L204 139H203V137H201L202 140L199 139L200 136L198 137V139L201 140V142H199L198 139H196L198 141H196L194 139H188L189 137L193 138L190 134H188V132H187V136H186L187 138L185 136H183V135H186V133L183 134V135H181V137H179V134H181V133H179L180 129ZM172 128H173V130H172ZM192 128H196V129L200 128L199 129L200 131L199 130L197 131V130L192 129ZM190 129L192 131H190ZM224 129H225V131H221V130H224ZM221 132H223V134H220ZM253 132L255 133V137L253 136L254 135ZM166 133L168 135H166ZM207 133H208V135H207ZM224 133L226 134V136H224L225 138L222 136L224 138V139H222V137H220V136L221 135H224ZM261 133H262V135H261ZM216 134H218V136H219L218 139H220V141H216L217 140V137H218ZM244 134H245V136H244ZM259 134H260V136L262 138L258 136ZM195 135H196V137H195ZM213 135H216V138H213ZM232 135H234L236 137H234ZM249 135H252V136H249ZM52 136L53 135H47V138H48L49 141L52 140ZM247 136H249V138ZM53 137H55V135ZM206 137H208L207 138V141H205L206 140ZM228 137H231V139L228 138ZM233 137L235 138V140H233L234 139ZM251 137H253L255 139L257 138V139L254 141V139L251 138ZM258 137H259V140H260L258 142L260 150H259L258 147L257 148L259 150V153H261L260 154L261 157H259L260 155L258 156L256 154L257 148H254V146H255L254 143H257ZM209 138H211V140H213V141H209ZM237 138L238 139L241 138L240 141ZM244 138L246 139V141H245ZM176 139H178V140L176 141ZM225 139H228L229 140V143H228V141L226 142ZM189 140H190V142H188ZM230 140H232V141H230ZM215 141H216V143H215ZM234 141H237V142H234ZM186 142L188 143V145L190 143V147L188 145H186L187 144ZM191 142H193V148H192ZM197 142H199L201 144H199V143L196 144ZM206 142H207L208 145L206 144ZM208 142L214 143V144H212L213 147L216 144V147L214 149L213 148H208V146L210 145V143H208ZM219 142H221V143H219ZM222 142H223V144H222ZM225 142H226V145L227 146H225V144H224ZM244 142H245V144H244ZM248 142H249V145H253V146H250V148L248 147L249 149H251V147H252V149H256V150H254V153L255 154L254 153L247 154V153H250L251 151L253 152L252 149L250 151V150H248V148H246L247 146H249L248 145ZM183 143H184V145H183ZM203 143L206 144V145L204 144L205 147L207 146L206 149H205ZM235 143H236V145L238 147H241V148H238L235 145ZM250 143H253V144H250ZM218 144L219 145H222V146H219ZM194 145L195 146L197 145L200 148L199 147H195ZM223 145L225 146V148H223L224 147ZM242 145H244V146H242ZM183 146L184 147L187 146L189 148L186 147V149H185ZM212 146H210V147H212ZM231 146H232V148L230 149ZM233 146H236L237 147V148H235V149H237V151H233L234 150ZM194 147L197 149L196 150L197 152L194 150L195 149ZM242 147L245 148V149H247V151H248L246 153L247 155L246 154L245 155L243 154L242 151H244L245 149H243ZM198 148L200 149V151L198 150ZM219 148L221 150L220 152H219ZM263 148H264V146H263ZM209 149H213V150H209ZM216 149H218V150H216ZM223 149H224V151H228V153L227 152L222 153V150ZM203 150H205V151H203ZM198 151H199V153L201 152L202 154H199ZM213 151H215V153H217V154H214L213 155ZM230 151H232L231 152L232 155L233 154L234 155L237 154L236 156L233 155L236 158L237 161H239V158L241 159V156L242 155H244V157L246 156V158H243L242 157V159H241L242 161H239V163L240 162L241 163L240 164L239 163L237 164V162L235 161V159H233V161L231 160L234 157L231 155ZM22 152L25 153V150L22 151ZM204 152H205V154H204ZM211 152H212V154H211ZM218 152L220 154H218ZM238 152H240V155H241V156H239V158H237L238 157V154H239ZM257 153H258V151H257ZM110 154H115L114 160L117 159L118 164H116V167H115L116 170L110 169L111 171H108L107 172V170H106L103 173H101L100 176L96 175V173H95L96 170H100L101 168H103L102 166H104L105 164H108V163H110V162L113 161V157L109 161L106 159V158L109 157ZM210 154H211V156H210ZM228 154L231 155L232 157H230ZM201 155H202V157H201ZM221 155L223 156L222 158L225 161H222L221 160L222 158L220 159V156ZM253 157L254 158L257 157L256 158L257 160L256 159H254V160L251 159ZM76 158H78V156ZM76 158H74V159H76ZM259 158H261V159H259ZM218 159H219V161H218ZM244 159H246V161H251V163L248 162V164H247ZM258 159L260 161L262 160L263 162L262 161L260 162ZM230 161H232V163ZM255 161H257V163H255ZM117 162L115 161L114 164L117 163ZM252 162H253L254 166L251 165ZM67 164H70L71 165L72 164V161L71 160H67ZM259 164H261L260 166L262 168H260ZM74 165L75 164H73L67 170V172L70 171V170H72ZM243 165H244V167H243ZM251 166H253L254 168H251ZM0 170H1L0 176L2 175L1 178L3 177L2 180H0V182L2 181V184L0 183V185H2L3 188H5V186L7 187L6 188L7 190L6 189L2 190L3 188L1 187L0 188V194L1 195H5V197H7V199L5 201L6 203L8 202L7 200H10L9 202H12L13 198H10V196L12 194H16V192L19 191V188H17V185L15 186L16 183H14V181L12 180L13 178L11 179V176L3 169V167H1ZM260 171H263L262 172L263 174ZM66 173H64V175L62 176V179H67L68 180L71 174H66ZM72 174H74V173H72ZM190 174H192V175H190ZM4 176L5 177L7 176L9 179L6 177V179H8V180H6ZM255 177H257L258 179H256ZM11 180H12V183H14V184L9 183V181H11ZM3 182H4L5 186H3ZM7 183H8V185H10V187L8 185H6ZM58 184H60V182H58ZM260 184H261V186H260ZM71 186H75V184L71 183ZM71 186H65L64 188H59L58 190L55 191V193H53L51 195V197L54 196V197L58 198L59 196L60 197H64V195L65 196L68 195L72 191L70 189V188H72ZM12 189L13 190L14 189H17V190H14L13 191ZM9 190H11V192H9ZM206 190H208V191H206ZM5 193H7V194H5ZM45 196L46 195H43V197H45ZM80 199H83V198H80ZM80 199H78V200L80 201ZM64 201H65V203L67 202V204H68L70 201H72V199L65 198ZM4 203H3V201H1L0 202V205H3ZM79 205L82 206V203L80 202ZM1 207H0V209H1ZM146 208H148V207H146ZM2 209H4V208L2 207ZM151 210L152 209H149L147 212H149V211L152 212ZM13 212L15 213L16 211H13ZM13 219H15V217ZM10 220L9 221H10V224L11 225L9 224V221H7V223L9 224V226L6 223L7 228H9V231H12L13 232L12 229H14V226H15V228H17V227H20V228L22 227L23 228L24 227L23 226L24 224H25V229L26 228L28 229L27 226H28L29 222H27L26 220H25V223L23 221H21V223H19V224H17L18 223L17 222L18 218L16 220H14L13 222H12V219H10ZM54 227L56 228V230H58L59 228H61V226L58 225V221H56L54 223ZM81 227L83 228L84 227V224ZM260 256L262 257L261 259L258 258ZM243 257H244V264H256V260H258L257 263H259V261H260L259 264H261V263L264 262V251H261V249H259V248L258 249H254V250H251L249 252V254H246Z\"/></svg>","mask_w":264,"mask_h":264}]
</instances>
